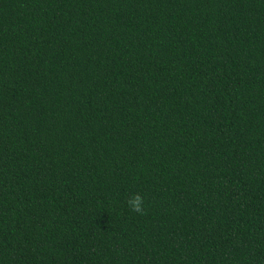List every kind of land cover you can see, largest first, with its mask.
I'll use <instances>...</instances> for the list:
<instances>
[{
	"label": "trees",
	"instance_id": "16d2710c",
	"mask_svg": "<svg viewBox=\"0 0 264 264\" xmlns=\"http://www.w3.org/2000/svg\"><path fill=\"white\" fill-rule=\"evenodd\" d=\"M0 264H264V0H0Z\"/></svg>",
	"mask_w": 264,
	"mask_h": 264
},
{
	"label": "clouds",
	"instance_id": "9594fccd",
	"mask_svg": "<svg viewBox=\"0 0 264 264\" xmlns=\"http://www.w3.org/2000/svg\"><path fill=\"white\" fill-rule=\"evenodd\" d=\"M127 205L132 212L144 213L145 200L139 193L134 194L127 200Z\"/></svg>",
	"mask_w": 264,
	"mask_h": 264
}]
</instances>
